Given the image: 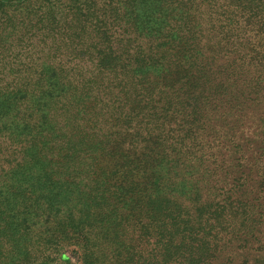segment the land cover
<instances>
[{
    "label": "rangeland",
    "instance_id": "rangeland-1",
    "mask_svg": "<svg viewBox=\"0 0 264 264\" xmlns=\"http://www.w3.org/2000/svg\"><path fill=\"white\" fill-rule=\"evenodd\" d=\"M227 2L0 8V264H84L95 244L121 242L123 205L102 190L124 156L161 175L159 204L192 219L226 191L259 196L264 0H243L255 38L208 27L209 5ZM230 256L239 263L242 252L229 245L214 262Z\"/></svg>",
    "mask_w": 264,
    "mask_h": 264
},
{
    "label": "trees",
    "instance_id": "trees-1",
    "mask_svg": "<svg viewBox=\"0 0 264 264\" xmlns=\"http://www.w3.org/2000/svg\"><path fill=\"white\" fill-rule=\"evenodd\" d=\"M14 1L20 0H0V8L20 7L21 4ZM247 7L249 5L243 0L210 4L208 27L220 31L224 29L222 23H231L232 30L234 26L238 29L237 34L257 37V29L248 28ZM255 15L260 17L258 12ZM187 89L189 87L182 96H186ZM176 97L179 99L181 93ZM111 135L97 157L101 163L107 157ZM261 154L264 162V151ZM108 158L118 159L114 156ZM132 159L124 156L121 163L115 162L111 181L106 182L108 185L102 190L116 194L123 205L124 212L119 215L123 218L119 217L117 224L120 227L118 241L121 242L114 245L113 241L104 239L101 244H95L89 255H84V264H215V255L225 252L229 245L242 252V259L236 263L232 255L226 261L228 264H264V167L258 176L259 196L245 200L232 195V190L226 191L216 204L210 208L206 206V211L194 208L195 218L192 219L188 207L185 212L181 208L176 210L172 205L176 203L170 201L168 205L159 204L161 175H156L158 172L152 167ZM244 174L242 172L245 178ZM105 235L107 237V233ZM134 237L137 246H144V251L135 254ZM201 249L209 254L205 259L197 256ZM160 257L161 261H158ZM88 258L91 262L85 261Z\"/></svg>",
    "mask_w": 264,
    "mask_h": 264
}]
</instances>
